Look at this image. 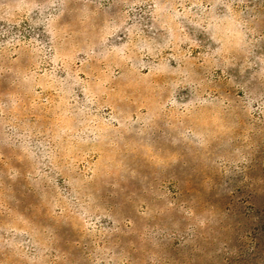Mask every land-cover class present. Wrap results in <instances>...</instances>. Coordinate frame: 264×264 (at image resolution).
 I'll return each instance as SVG.
<instances>
[{"label":"rangeland","instance_id":"374dc122","mask_svg":"<svg viewBox=\"0 0 264 264\" xmlns=\"http://www.w3.org/2000/svg\"><path fill=\"white\" fill-rule=\"evenodd\" d=\"M0 264H264V0H0Z\"/></svg>","mask_w":264,"mask_h":264}]
</instances>
